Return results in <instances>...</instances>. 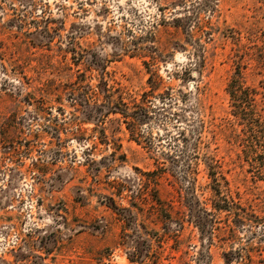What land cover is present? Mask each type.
<instances>
[{"label": "rangeland", "instance_id": "374dc122", "mask_svg": "<svg viewBox=\"0 0 264 264\" xmlns=\"http://www.w3.org/2000/svg\"><path fill=\"white\" fill-rule=\"evenodd\" d=\"M0 264H264V0H0Z\"/></svg>", "mask_w": 264, "mask_h": 264}, {"label": "trees", "instance_id": "16d2710c", "mask_svg": "<svg viewBox=\"0 0 264 264\" xmlns=\"http://www.w3.org/2000/svg\"><path fill=\"white\" fill-rule=\"evenodd\" d=\"M238 86H239V85H238ZM238 86H236L235 81L232 82V84L230 85V95L232 96V98H233L235 101H237L236 98H237V95H238V94H236L235 91H237V90L239 89ZM237 109H238V111H244V112H243L244 116H245V115H248L247 112H246L242 107H238ZM111 110L114 111V113H117V112H115V111H116V110H119V107L117 106V104L113 103V106L111 107ZM95 111H96V113L99 112V111L101 112L102 109H96ZM258 119H259V120H262V116L260 115ZM218 209H223V208L220 207V208H218ZM218 209H217V210H218ZM238 221L242 223V220L238 219Z\"/></svg>", "mask_w": 264, "mask_h": 264}]
</instances>
